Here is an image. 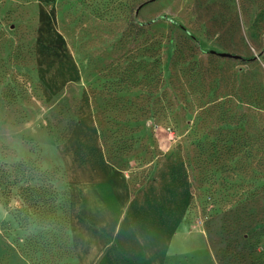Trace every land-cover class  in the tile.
I'll return each instance as SVG.
<instances>
[{
    "label": "rangeland",
    "instance_id": "374dc122",
    "mask_svg": "<svg viewBox=\"0 0 264 264\" xmlns=\"http://www.w3.org/2000/svg\"><path fill=\"white\" fill-rule=\"evenodd\" d=\"M0 264H264V0H0Z\"/></svg>",
    "mask_w": 264,
    "mask_h": 264
},
{
    "label": "water",
    "instance_id": "95a60500",
    "mask_svg": "<svg viewBox=\"0 0 264 264\" xmlns=\"http://www.w3.org/2000/svg\"><path fill=\"white\" fill-rule=\"evenodd\" d=\"M211 53L214 54V55H216V56L222 57V58L239 59L238 56L231 55V54H228V53H216L214 51H212Z\"/></svg>",
    "mask_w": 264,
    "mask_h": 264
}]
</instances>
